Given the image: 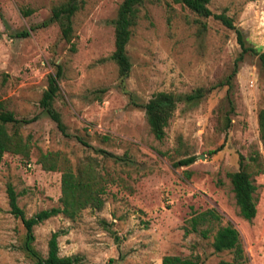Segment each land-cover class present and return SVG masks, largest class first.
Listing matches in <instances>:
<instances>
[{"label":"rangeland","instance_id":"1","mask_svg":"<svg viewBox=\"0 0 264 264\" xmlns=\"http://www.w3.org/2000/svg\"><path fill=\"white\" fill-rule=\"evenodd\" d=\"M62 1L0 0V103L17 118L37 115L18 126L30 142L29 160L5 153L0 162V264L44 256L54 230L63 231L59 255L76 254L80 264H160L166 254L218 264L232 260L210 246L226 224L237 229L243 247L244 259L234 264H264V151L256 122L264 73L257 56L245 52L231 75L240 51L233 30L179 3L144 0L125 45L130 70L121 82L108 58L121 0H82L71 18L73 51L55 22L41 26ZM207 6L232 18L245 43L264 52V0H209ZM22 31L28 35L16 36ZM54 63L61 76L52 106L66 135L38 106ZM160 90L181 99L157 140L141 105ZM38 150L58 151L73 169L90 157L107 181L100 208L85 207L74 219L52 216L33 226L28 243L9 212L5 184L26 217L58 205L60 172L42 170L34 161ZM240 155L255 185L250 220L239 216L227 176ZM190 156V164L174 166ZM208 208L220 218L186 232L189 218Z\"/></svg>","mask_w":264,"mask_h":264},{"label":"trees","instance_id":"2","mask_svg":"<svg viewBox=\"0 0 264 264\" xmlns=\"http://www.w3.org/2000/svg\"><path fill=\"white\" fill-rule=\"evenodd\" d=\"M144 0H121L118 4L115 17L112 19L113 26V49L108 58L116 67L117 78L122 82L129 73L130 62L126 54L125 45L131 33V26L135 23L138 6ZM173 3H179L198 16L209 17L220 21L226 28L233 30L235 39L240 51L234 59L231 75L237 71L238 63L245 52H251L258 58L259 65L264 73V52H259L256 48L245 43L241 30L233 23L232 18L224 12L213 13L208 8L209 0H170ZM82 5V0H63L50 9L48 19L41 23V26L47 23L55 22L59 27L60 38L69 43V49L74 50L72 15ZM27 31L17 33L18 37H25ZM54 70L46 75V86L42 90L38 100L40 112L46 115L55 125V128L66 135V127L61 119L60 113L53 108L52 102L58 91V79L61 76V67L59 64H53ZM200 96L198 91L196 95H187L188 99ZM181 97L171 91H156L141 105L144 111L145 121L153 137L157 140L163 138L164 128L172 116L176 104ZM37 115L29 118H17L11 111L4 110L0 103V162L3 154L10 153L18 155L25 161L30 158V142L28 137H23L19 132L18 126L27 124L36 120ZM228 120V119H227ZM257 130L259 139L264 151V108H260L256 114ZM11 127V129H9ZM219 147L210 151L214 153ZM98 152L105 151L98 149ZM35 163L42 170L60 172L59 176V196L58 205L49 208L40 209L32 215L26 217L23 210L17 204V195L10 183L5 184V192L9 212L14 218H17L23 229L28 243L33 239L32 228L38 223L56 215H62L69 219H74L78 213L85 207L100 208L102 205V194L105 190L107 177L101 175L96 170V165L90 157L83 158L73 169L65 160L60 161L58 151L38 150ZM193 161V157H186L174 163L177 165H188ZM239 167L235 171L227 173L231 184V191L239 216L245 220H250L255 215V185L252 182L251 174L245 169L244 158L239 156ZM264 170V165H263ZM219 214L213 208L205 209L191 216L188 220V231L198 230L199 224H204L210 220H218ZM209 227L200 229L199 232L206 236ZM62 230H54L50 233L46 243V253L44 256L36 255L31 264H80V257L76 254L59 255L57 238ZM210 246L214 252L228 251L232 255L231 261H219L218 264H234L244 259L243 247L239 232L230 224L219 226L213 233ZM30 251L31 247L27 245ZM160 264H203L198 258L180 257L179 255H163Z\"/></svg>","mask_w":264,"mask_h":264}]
</instances>
